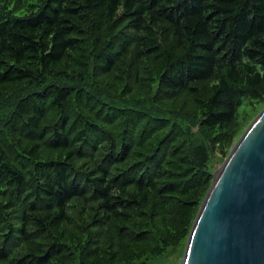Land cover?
<instances>
[{"label":"trees","instance_id":"obj_1","mask_svg":"<svg viewBox=\"0 0 264 264\" xmlns=\"http://www.w3.org/2000/svg\"><path fill=\"white\" fill-rule=\"evenodd\" d=\"M246 99L264 0H0V264L181 245Z\"/></svg>","mask_w":264,"mask_h":264},{"label":"water","instance_id":"obj_2","mask_svg":"<svg viewBox=\"0 0 264 264\" xmlns=\"http://www.w3.org/2000/svg\"><path fill=\"white\" fill-rule=\"evenodd\" d=\"M181 264H264V110L214 175Z\"/></svg>","mask_w":264,"mask_h":264},{"label":"rangeland","instance_id":"obj_3","mask_svg":"<svg viewBox=\"0 0 264 264\" xmlns=\"http://www.w3.org/2000/svg\"><path fill=\"white\" fill-rule=\"evenodd\" d=\"M253 104H254V100H248V99L244 100V103L239 110L241 121L239 122V124L235 129L236 134L233 140L222 147L215 148V151L212 154L211 161L209 163L210 171L213 175V179H214V175L223 167V165L231 155L233 149L236 147V145L238 144L244 133L247 131L249 126L264 110V100L258 104L257 103L255 105ZM192 132L194 133L193 136L199 138L197 125L196 127L193 128ZM212 182L210 183L208 190H210ZM208 192L205 194L204 198L202 199V202L199 204L197 213H199L201 204L203 203ZM186 245H187V240L177 247L167 248L160 255H156V256L149 255L146 257L145 260L149 264H181L185 256Z\"/></svg>","mask_w":264,"mask_h":264}]
</instances>
